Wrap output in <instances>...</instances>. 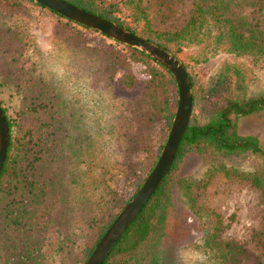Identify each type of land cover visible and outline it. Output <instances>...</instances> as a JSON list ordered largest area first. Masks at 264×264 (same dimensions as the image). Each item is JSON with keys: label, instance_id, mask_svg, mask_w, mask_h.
Listing matches in <instances>:
<instances>
[{"label": "trees", "instance_id": "1", "mask_svg": "<svg viewBox=\"0 0 264 264\" xmlns=\"http://www.w3.org/2000/svg\"><path fill=\"white\" fill-rule=\"evenodd\" d=\"M65 1L166 50L184 67L191 91L167 172L102 264H174L175 247L165 236L168 217L180 210L187 213L182 222L195 226L190 243L202 237L214 264H264V226L250 231L253 248L224 238L232 218L223 222L200 200L215 177L247 182L264 222V146L237 132L239 118L264 110V92H245L254 70L264 69V0H190L186 19L173 29L163 24L178 0ZM35 11L52 17L50 36L67 65L81 64V97L31 57L26 23ZM215 54L220 61L208 78L196 65ZM21 85L44 96V111L7 112L1 89ZM96 88L97 98H89ZM176 102L172 75L148 54L32 0H0V107L9 134L0 171V260L55 263L75 239L61 264H83L153 166Z\"/></svg>", "mask_w": 264, "mask_h": 264}, {"label": "rangeland", "instance_id": "2", "mask_svg": "<svg viewBox=\"0 0 264 264\" xmlns=\"http://www.w3.org/2000/svg\"><path fill=\"white\" fill-rule=\"evenodd\" d=\"M189 6L190 0H178L176 13L163 26L172 29L179 27L188 15ZM51 23L52 17L49 14L37 11H35L34 20L26 23L27 31L33 40L30 55L35 60H38L40 69L48 74L49 77L53 76L60 79L67 93H75L76 97H81L82 93L85 92L82 66L76 60L70 63V67L67 65L63 50L52 42L53 40L50 36ZM219 59L220 55L215 54L206 61L198 63L196 67L209 78L216 69ZM1 90L4 105L10 114H14L16 110L18 112L29 111V113L30 110L44 111L47 100L44 101V96L36 95L33 90H28L22 85L16 87L5 86ZM112 91L114 94H120L113 86ZM245 92L248 94L264 92V69L254 70V79L247 84ZM91 97L92 99L97 98V88L93 95L89 96V98ZM48 110L52 111L53 109ZM39 114L46 115V113ZM16 116L17 118L20 117L18 114ZM45 123L48 124V121H45ZM51 128L48 126L45 130ZM237 132L243 135L255 136L259 143L264 146V110L239 118L237 121ZM50 152H44L46 153L44 156L49 158L51 156ZM54 164L57 165V162H54ZM257 195V191L247 182H224L215 177L200 195V200L204 204L217 209L223 217V222H227L229 217L232 218L228 227L222 231V237L233 238L245 243L247 247L253 248V244L249 240V233L252 229L264 226ZM186 214L185 211L180 210L177 215L168 217L165 241L172 247H176L178 244H189L192 240L195 226L191 222L188 225L182 222L181 217H185ZM66 234L68 238L77 236V233L73 236L69 230H66ZM74 240L72 242L67 240L68 247L59 251L55 263L52 262L50 264H61L66 261L73 249L69 244H73ZM2 241L0 239V242ZM0 264L5 263L0 260Z\"/></svg>", "mask_w": 264, "mask_h": 264}, {"label": "water", "instance_id": "3", "mask_svg": "<svg viewBox=\"0 0 264 264\" xmlns=\"http://www.w3.org/2000/svg\"><path fill=\"white\" fill-rule=\"evenodd\" d=\"M45 8L55 11L64 18L108 36L125 45L135 47L160 62L172 75L177 102L165 141L153 166L148 171L137 191L118 211L104 230L83 264H102L110 249L126 227L159 185L167 172L191 112V91L187 74L182 64L166 50L126 30L117 24L75 6L65 0H32ZM8 126L0 107V171L3 167L8 145Z\"/></svg>", "mask_w": 264, "mask_h": 264}, {"label": "clouds", "instance_id": "4", "mask_svg": "<svg viewBox=\"0 0 264 264\" xmlns=\"http://www.w3.org/2000/svg\"><path fill=\"white\" fill-rule=\"evenodd\" d=\"M174 264H214L212 253L203 247V238H194L192 243L178 244L173 250Z\"/></svg>", "mask_w": 264, "mask_h": 264}]
</instances>
